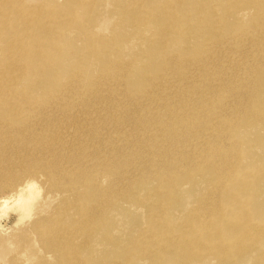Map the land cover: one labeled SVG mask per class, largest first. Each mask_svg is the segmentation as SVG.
Instances as JSON below:
<instances>
[{"label":"rangeland","instance_id":"obj_1","mask_svg":"<svg viewBox=\"0 0 264 264\" xmlns=\"http://www.w3.org/2000/svg\"><path fill=\"white\" fill-rule=\"evenodd\" d=\"M27 1L29 2L28 6L38 8L34 22H36L35 24L40 23L39 26L33 32H27L24 24L17 19L18 14H16V12H10L9 14L2 12L5 6L0 5V14L6 13L4 16L7 18L4 19L8 27L6 30H9L7 33H0V53L4 47L3 43L10 37V32L14 34V36L19 35L25 40L35 39V37L38 38L42 35H45L47 40H50V38L58 39L60 37H56V33H61L63 39L55 41V43L57 47L63 45L61 46L63 52L56 56L53 53L54 49H57V47H55L53 50H48L49 57H47L49 61H54L59 65L56 70L48 69L46 66L43 67L40 65V70L46 74L65 72L66 70L71 72L83 68L87 73V77L95 81L99 77H104L102 73L105 69L102 67V60L105 56L106 58L111 56L108 58L109 65L107 69L112 71V73L116 71L111 66L114 62L120 61L119 58L125 62H132L134 64L133 68L126 67L127 71H131L133 75L129 83L120 81L121 75L117 76L116 74H111L108 76L110 80L116 81H111V83L99 81V91H91L88 93L89 96L84 97L79 94L80 92H71L69 96H74L73 101L68 103L69 107L67 106V108H64V113H68L69 115L64 116L68 118H63L61 115H58V117H60V123L64 121V124H67L65 129H63L65 130L63 136H67V139H73L76 142L79 139L78 145H82V148L84 146L83 151H85V154L87 153L86 156L90 157L86 159L92 162V164L95 162V165H104L105 160H109L112 164L114 163L113 166H115L117 170L116 174H109L107 177L103 175L106 181L110 182L108 185L109 190L114 189L116 196H106L105 202L107 205H110L106 210L107 212L101 213L100 216L97 215V219H94L91 223L90 229L92 233H90V243H93L94 246L91 247L90 245L89 250L83 252V259L87 264H114V262H120L121 264H189L187 261L180 259L181 257L173 256L174 254L172 253H166L162 256L159 254H148L147 239L146 242H144L145 239L143 237L151 229V227H149L151 218L161 216L168 224L184 229L185 232L188 233L187 236L189 239L193 238L195 236L193 226L200 224V221L203 219H195L191 223L189 214L199 209L208 212L214 206L212 203L213 201H202L204 195L208 192L210 193L209 190L215 186L216 189L221 188L217 196L219 201H226V198L230 200V198L228 196L226 197L224 194L226 187L221 193L219 192L227 183L231 182L228 185L232 184L234 179L233 176L228 177L225 181L222 180V182L220 180L214 182L213 180L214 185L212 184L213 186L211 185L209 187V182L212 178H215L219 172L213 170V172L205 171L199 173L196 170L189 169H195L194 161L197 158L194 156H196V152L201 151L200 144H202L204 148L208 146L207 144H212L214 150L218 148L225 150V146L228 145V139L225 135V137L221 135L228 130L227 128L232 126V123L234 125V95L237 94L238 90H242L244 95L247 92H251L249 84L253 82L251 99L254 101L256 87L259 82L264 80V78L260 79L264 70L259 73V75L255 76V80L247 82L249 78L248 69L253 68L254 71H257L258 68L264 65V45H259L254 42L257 35L264 34V30H262L264 29V21L255 19L256 12L253 9L254 5L249 1L241 7L238 6V14L237 17L234 18H231L229 15L223 16V14H221L222 12H228V8L236 4V2H230L229 0H222V3H215V5L212 6L213 10L202 14V17H199L196 12H194L193 4L196 0H86L85 4L78 3L79 12H70L66 3L67 0ZM180 1L185 2V4H178ZM198 1L200 0H197L196 3H198ZM208 1L211 2L215 0ZM179 5H181L182 8L178 11L183 12L181 13L182 16L180 15V22L185 24L182 26L177 25L172 30V36L164 33L165 29L170 25L169 22H161L158 19L152 20V14L149 15L151 19L147 21L148 25L145 27L144 20L146 19L147 12L153 10V13L157 14V12L161 10H167V8H165L166 6H171L173 10L177 9ZM141 9L148 11L138 12ZM210 15H213L216 20L222 19L223 23H234V29L236 31L235 38H233V40L228 38L230 41L220 47L214 48V44L207 47V39H205L203 34L199 33L201 27L198 26L197 23L201 19H208ZM57 16H59L62 21L60 22L62 29L60 32L57 30L55 31L52 25L46 24L48 18ZM69 16H73V18L76 17V20H79H77L78 25H74L73 22L68 19ZM88 25H90L89 36L85 31V27ZM173 26L174 25H171L167 30L171 29ZM212 29L213 28L205 27L202 32L205 34L211 33ZM89 39L92 40L91 45L95 43L98 46L97 51L105 50L108 53H102L99 57L83 56L82 54L88 48L86 43L89 42ZM113 46L116 48V51H114L115 49H109ZM227 46L228 48H226ZM173 56H179L182 60H189L191 58L189 62L193 61L190 64H192L191 66L194 68V72L196 69L194 66L198 63H202L200 68L189 77L186 83L187 85L189 80L194 82L199 78L197 86L201 85L198 87H201L206 81L210 85L204 83L201 89L195 86L197 88H195L197 93L194 90L192 97L201 96L199 99L195 98V102L197 99L196 103L200 104L198 102H201V105H197L195 102L191 105V102L188 101L191 96L190 93L189 96H187L188 94L186 96L183 94L181 95L180 92L176 90L177 86L179 88V85L173 86L171 88L173 90H169L170 92L168 91L167 93H161V91L157 89L156 92L158 95L161 93V96L158 97V101H149L148 98L141 96L144 95L141 93L144 92L142 88H144L145 85L139 81L141 79L140 69L142 67L154 68V64L156 66L155 68H157L158 65L160 66V64H163V61ZM198 59H201L200 62H198ZM3 62L15 64L16 59L12 54H7L3 55L2 63ZM77 65L79 66L78 68L72 69L73 66ZM22 68L26 69L24 66ZM22 68L19 69L20 74ZM170 69L171 67L166 68L161 74L171 72L170 74H173V76L179 75L176 77L178 78L176 81L177 83H179L178 81H180L181 84L186 82L185 73H187L188 70L181 69L178 71L177 69L178 74L175 70L170 71ZM154 70L155 72L150 70V75L148 76L154 80L156 85L160 82L159 76L161 74H157L156 69ZM37 74L38 73H34V84L44 80V77L40 73ZM250 76H253V74H250ZM60 79L58 83L61 85L68 81V77L66 81L63 76H61ZM258 79L259 82L257 83L256 81ZM155 80L158 81L155 82ZM120 83H122L123 86L120 85ZM215 83L214 89L213 85ZM163 84L165 85L166 82H163ZM218 84L220 86L223 85V88H226L225 91L220 86L216 89ZM90 85L96 87L94 82ZM225 85L227 87H224ZM208 86L213 88V90ZM154 88L156 87L154 86ZM154 88L152 86L147 90L150 91ZM123 89L125 93L119 96L117 91H123ZM198 89H200V91ZM204 89L206 92H204ZM245 89L247 91L246 93ZM216 90L221 92H217ZM27 91L28 90H24V92L28 93ZM81 92L87 93L88 89H84ZM96 92H98L97 95L99 96L94 94ZM35 93L38 98L47 102L52 99L48 92L37 89ZM225 94H227V97ZM232 94L233 96H231ZM247 94L245 96H247ZM138 95L140 97H138ZM182 96L187 97L188 102H186V98ZM210 96H215L214 98L217 100L212 97V102ZM3 97L7 99L8 94ZM135 98H137V101ZM184 99L185 101L181 102ZM218 102L221 107L223 104L226 107L223 105V107L220 108ZM195 104L196 107L201 106L196 110H200L202 113H198V115L190 114L191 116H189L190 111L188 110H191L192 113ZM190 105L193 106L192 109H190ZM206 109H209V111ZM217 111L218 113H216ZM164 112H168V115L166 113L168 117L161 122V119L165 117ZM72 114L73 116L76 114V118L70 119V115ZM157 114L159 116H157ZM219 114L222 115L220 116ZM162 115L163 117H161ZM44 117L45 116H40V118ZM209 117H213L215 120L209 119ZM40 118L36 119V121ZM229 118H232L233 122ZM220 120L229 121L228 124L230 126H228L227 123L222 125ZM215 121L217 122L215 123ZM203 122L204 124L206 122H211L212 125L215 126H211L212 128L208 129L204 127ZM60 123L54 121L55 125ZM183 128L186 131L183 130ZM188 128L189 130H187ZM222 128L226 129L223 130ZM219 129H221V131ZM201 130H204L205 134L203 133L204 131L202 132ZM184 132L186 133L184 134ZM51 133L53 134V131ZM207 133L213 137H210ZM239 134L244 137V142L246 143V145L242 147L244 150H247L248 146L252 145L254 141L257 140V135L250 137L245 132ZM186 135L188 136L187 138L184 137ZM50 137L52 136L46 134L45 141H48L46 139ZM31 139L34 143L38 140L34 136ZM39 142L44 144L42 140H39ZM258 143L259 142L253 146L255 150L258 147ZM31 144L32 143H27V141L22 140L16 142V147H19V149H27ZM78 145H76L75 150L71 152V155L74 156L79 152L77 150ZM87 146L89 147L87 148ZM206 150L207 152L204 153L208 155L210 151H208V149ZM240 153L242 154L241 148L239 150V155ZM262 153L264 154L263 150ZM249 155L250 153L247 157ZM5 156L4 152L0 154L2 158ZM251 162L254 163V168H252L253 170L250 171V174H253L254 177L258 179L250 188V191L256 194L254 204L247 202L232 204L229 202L226 204V207L230 210L239 206L243 208L248 207V215L254 223L253 225H262L264 224V205L262 207L259 206L262 203L264 204V173L261 174L259 168L264 165V158L254 156L251 158ZM94 174V170H87L86 173H84L85 176L90 175V177ZM201 175H203L204 178H202ZM239 179L242 181V177H238V183L240 182ZM40 180L42 179H37L36 181L38 182ZM39 186L42 188V194L33 206L32 219L29 220V223L25 224V222H23L17 225V215H12L11 218L5 222L8 227L0 231V252L4 253L0 255V264H54L53 257L50 256L47 259L43 258V254L38 245L40 242H36L34 240V234L30 232V228L33 227V224L45 217V212L51 211L55 207L56 200L59 199L45 195L46 186L44 184H40ZM239 186H242L241 182ZM0 197H3L2 192H0ZM241 197L247 199L246 194ZM215 214L223 218H225L224 216L226 215L218 210L211 215H207L212 217V215ZM229 217H233V214ZM177 228L176 232L178 231ZM163 232L165 233L164 230ZM181 233L182 231L177 235ZM195 237V241L197 239L198 242L203 245L208 238L206 234ZM232 239L231 235H227L224 237V242H231ZM20 241H29L30 247L22 245ZM180 243H182V239ZM235 243L237 244V242ZM261 243L264 249V236L262 237ZM9 246L11 247L10 251L8 250ZM176 246H180V244L174 243L169 247V250L171 248L174 249ZM204 247L207 248L208 246ZM204 247H200L199 251L205 249ZM23 251H25V253H23ZM205 251L207 250L205 249ZM233 251L239 253L236 250ZM199 254L201 258L194 260L191 264H256L254 260L256 252H253L245 258L241 257L236 263H232L226 257L225 259L215 260L213 253ZM185 257L188 259L187 256Z\"/></svg>","mask_w":264,"mask_h":264},{"label":"bare ground","instance_id":"obj_2","mask_svg":"<svg viewBox=\"0 0 264 264\" xmlns=\"http://www.w3.org/2000/svg\"><path fill=\"white\" fill-rule=\"evenodd\" d=\"M196 1L193 4V9L194 12H196V14L199 17H202V14L213 10L212 6L215 5V3H222V0H215L211 2H209L208 0H200L198 1V3H196ZM229 1L236 2V4L233 5L232 7H229L228 12H222L221 14H223V16L229 15L231 16V18L237 17L238 14L237 8H239L238 6L241 7L245 5L247 1H249L254 5L253 9L256 12L255 19H257L258 21H264V0H229ZM79 2L81 4H85L86 0H82V1L67 0L66 3L69 8V11L79 12V8H78ZM28 3L29 2L27 0H0V5L5 6L2 12H6L7 14H9L10 12H16V14H18L17 19H19L24 24L25 28L27 29V32H33L40 24V23L35 24L36 22H34V20L36 19L35 14H37L38 8L34 6L30 7L28 6ZM180 3H182L183 5L185 4V2L183 1H180L178 4ZM165 8H167V10L165 11L161 10L160 12H157V14L153 13L154 12L153 10L147 12L146 19L145 20L142 19V20H144L145 27L148 25L147 21L151 19V16H149L151 14L153 16L152 20L158 19L161 22L163 21L169 22L170 25L167 28H170L171 25L174 26L169 30H167L166 28L164 33L169 34V36H172L173 35L172 30L177 25L182 26L185 24L180 22V15L183 12L178 11L181 10L182 7L181 5H179L177 9H173V10L171 6H166ZM143 11H148V10L141 9L138 12H143ZM6 13L0 14V33L9 32V30H6L8 27L5 24V19H4L7 18L6 16H4ZM68 19L71 22H73L74 25L76 24L78 25L77 22L78 19L76 20V17L73 18V16H69ZM47 20L48 21L46 22V24H49L50 26L52 25L55 31L56 30L59 32L62 31L60 24V22L62 21L60 20L59 16L50 17ZM197 25L201 27L199 33L203 34L205 39H207V44H206L207 47H209V45L211 46V44H214L215 46L214 48L220 47L223 44H227L230 41L229 39L233 40V38H235L236 36L234 23H229V24L223 23L222 19L216 20L213 15H210L208 19H201L197 23ZM62 26L64 27L63 23ZM205 27L213 28L211 33L205 34L204 32H202V30ZM89 29H90V25L85 27V31L88 36L90 34ZM56 37H60V38L58 39L50 38V40H47L46 36L42 35L41 37L38 38L35 37V39L25 40L19 35L14 36V34L10 32V37L5 41V43H3L4 47L2 46L3 48L0 53V154L4 152L6 156L4 158L0 157V192L3 193V197H7L9 195L15 194L21 187L26 186L27 183L35 182L38 186L40 184L42 185L44 184L46 186L45 195H47L48 197L51 196L59 199L56 200L55 207L51 211H46L45 217L35 222L33 224V227L30 228V232L34 234V240L36 242L41 243V244L39 243L38 245H39V249H41V252L43 254V258L47 259L50 256L53 257L54 264H87L86 261L83 259L82 254L83 252L89 250L90 245L91 247L94 246L93 243H90V237H91L90 233H92L90 229L91 223L94 221V219L95 220L97 219V215L100 216L101 213L107 212L106 210L110 205H107V203L105 202L106 196L108 197L116 196L114 189L109 190L108 185L110 182L106 181V178H104L103 175L107 177L109 174H116L117 170L115 169V166H113L114 163L112 164L109 160H105L104 165H100V164L95 165V162L92 164V162L86 159L89 156H86L87 153L85 154V151H83L84 146L82 148V145L81 146L78 145L79 139L76 142L73 139L71 140H69V138L67 139V136H63V132H65V130L63 129H65V126L67 124H64L65 123L64 121L60 123V119H59L60 117H58V115H61V117L63 118L64 117L68 118L64 116V115L69 116L68 113L67 114L64 113V108H67V106L69 107L68 103L73 101L74 96L71 97L69 96L71 92H80L79 94L83 95L84 97L89 96L88 95L89 92L98 90L99 81L100 82L106 81L109 83H111V81L112 82L116 81V80H110L108 76H110L111 74H116L117 76L121 75V78L119 80L125 83H129L130 80H132L133 75L131 71H127L126 67L133 68L134 64L132 62H125L119 58L120 61L114 62L113 65L111 66L116 71L112 73V71L107 69V66L109 65L108 58L111 56H108V58H106L105 56L102 60V67L105 69V71L102 73L104 77H99L95 81H93V79H91L90 77H87V73L83 68L76 69L79 67L78 65L73 66L72 69H76V70L71 72L66 70L65 72H53L51 74H46L45 72L40 70V65L43 67L46 66L48 69H55V70L59 65L54 61H49L47 58L49 57L48 50H53V48L57 47L55 41L63 39L61 33H56ZM91 41L92 40L89 39V42L86 43V46H88V48L82 54L83 56L99 57L100 54L102 53L104 54L108 53L105 50L97 51L98 46L95 43L91 45L92 43ZM254 42L259 45H264V34L257 35L255 37ZM61 46L57 47V49H54L53 53L56 56L60 55L63 52ZM226 48H228V46ZM109 49H115L114 51H116V48L114 46ZM7 54L8 55L12 54L15 57L16 59L15 64L4 63V62L2 63L3 55H7ZM173 57L167 58L165 61H163V64H160V66L158 65L157 68H155L156 66L154 64V68L142 67L140 69L141 79L139 81H141V83L145 85V87L142 88V91L144 92L141 93L144 95L141 94L140 95L148 98L149 101L151 100L158 101V97L161 96V93H167L169 90H173L171 89L173 86L179 85V88L177 86L176 90L180 92L181 95L183 94L185 96L187 94H188L187 96H189L190 93L191 96L188 101H190L192 105L193 102H195V98L199 99V97H201V96L195 97L194 95H193L194 98L192 97V93L194 94L193 91L195 90L196 92L197 88L195 86H197L199 82L198 80L199 78L194 82H192V80H189L187 85L186 83L189 77L192 74H194L198 68H200L202 63H198L196 66H194L196 67L194 72V68L191 66L192 64H190L193 61L191 60L192 62H189L191 58L189 60L188 59L182 60V58L179 56H173ZM198 60H199L198 62H200L201 59ZM21 66L26 67V69L22 68ZM168 67L169 68L171 67L170 71L175 70V72L177 73L181 69L188 70L187 73L184 72L186 74V82L181 84L180 81H178L179 83H177L176 81L178 78L176 77H178L179 75L173 76V74H170L171 72L170 73L166 72L161 74ZM20 68H22L21 74L19 71ZM154 69H156L157 74H161L159 76L160 82L157 83L156 85L154 83V80L150 76H148L150 75L149 74L150 70H153L155 72ZM263 70H264V65L258 68L257 71H254L253 68L248 69L249 78L247 82H249L250 80H255L256 79L255 76L259 75V73L263 72ZM34 73H38V74L40 73L44 77V80H41L40 82L34 84L33 82ZM250 74H253V76H250ZM61 76L65 78V81L67 80L68 77V81L63 85L58 83V81L61 80L60 79ZM263 78H264V72L262 73L260 79ZM157 81L155 80V82ZM93 82L96 87L90 85ZM163 82H166V84L164 85ZM256 82L258 83L259 79ZM204 83L208 84L207 81ZM204 83L202 84V86L204 85ZM120 85H122V83H120ZM215 85L216 83L213 85L214 89H215L214 87ZM249 85H250L249 87H251L250 89L251 92H247L245 89V93L246 92L248 93V94L246 93L247 96H245L246 94L244 95L242 90L240 89L238 90L237 94L234 95L235 97L234 125L232 123L233 119L229 118L230 120H232L231 122L232 126L227 128L228 130L225 131V133L223 131L224 134L221 135L222 137L225 135L228 139V145L225 146V150L219 148L214 150L212 144H207L208 146L207 147L205 146L204 148L202 144H200L201 151L196 152V156H194L195 158H197L194 161L195 169L192 168L189 169V170H196L199 173H203L205 171L213 172V170L219 172V174L216 175L215 178H212V180L209 182V187L212 184L214 185V182L216 180H220L222 182V180L225 181L228 177L231 176L234 177L232 184L228 185L231 182L227 183L219 192L221 193L223 189L226 187L224 190V194L226 195V197L228 196L230 200L226 198L227 202L223 200L219 201L217 199V196H218V191L221 188L216 189L214 186L212 189L209 190L210 193L209 192L206 193L202 198L203 202L213 201L212 203L214 206L211 208V210L206 212L199 209L193 212L192 214H189L191 223L195 219H199V218L203 219L200 221V224L193 226V230H194V235L197 237L202 234H206L208 237L206 242H204V245L200 244L197 239L195 241L196 238L195 236L189 239L187 236L188 233H186L184 229H182L181 227L180 228L174 227L168 224L163 217L156 216L151 218V223L149 225L151 229L143 237L145 239L144 242H146L147 239L148 254L150 255L159 254L162 256L166 253H172L174 254L173 256L181 257L180 259L185 260L189 264H191L194 260L201 258L199 253H203V254L213 253L215 260L225 259L226 257L232 263H236L238 262L239 259H241V257L245 258L246 256L251 255L253 252H256L254 256V260L256 264H264V249L261 243L262 237L264 236V224L253 225L254 223L251 221V218H249L248 215V211H249L248 207L243 208L239 206L231 210L228 207H226V204H228L229 202L232 204L238 202H247L250 204H254V201L256 199V194L255 192L250 191V188L255 181H258V179L255 178L253 174H250V171H252L253 170L252 168H254V163L251 162V158H253L254 156L259 158H264V154L262 153V150L264 151V80L259 82L256 87L254 94V101H252L251 99L253 82L250 83ZM152 86L153 88L154 86L156 88L151 89L150 91L147 90L150 89ZM218 86L220 85L218 84L216 89L218 88ZM201 87L198 88L201 89ZM220 87L223 88V85ZM224 87L227 86L225 85ZM209 88L213 90V88L211 87ZM37 89L50 93L52 99L49 102H47L43 99L38 98L35 93ZM84 89H88V92L82 93L81 91H83ZM124 89L123 91L116 90L117 94H119V96L124 94L125 93ZM157 89L161 91L159 95L156 92ZM200 89L198 90L200 91ZM24 90H28L27 91L28 93L24 92ZM204 92H206L205 89ZM6 94H8L7 99L3 97ZM94 94L97 95L98 92ZM117 94L115 93L116 96ZM233 94L231 96H233ZM81 95L80 97L82 98ZM226 95L227 94H225V96ZM138 97L140 96L138 95ZM212 97H211V101H212ZM185 98H186V102H188L187 97ZM135 99L137 101V98ZM224 100L226 101L225 98ZM184 101L185 99L181 102ZM198 103L200 104L197 103L196 104L201 105V102ZM196 104L192 113L191 110H188L190 111L189 116L194 114L198 115V113L199 114L202 113V111L199 110L200 111L199 112L198 110H196L197 108L201 107V106L196 107ZM218 104L220 106L219 102ZM212 106L214 107L213 103ZM192 107L193 106H191L190 109H192ZM222 107L220 106V108ZM206 110L209 111V109ZM166 113L168 115V112ZM166 113L164 112L165 117L161 119L162 120L161 122L167 119L166 117L168 116L166 115ZM216 113H218V111ZM40 116L41 117L45 116V117L40 118ZM157 116L159 115L157 114ZM70 117H71L70 119L76 118V114L74 116L72 114L70 115ZM161 117H163V115ZM210 117L209 119L212 120L214 119L213 117L212 118ZM38 118L40 119L36 121V119ZM53 120L55 122H59L60 124L55 125ZM216 122L217 121H215V123ZM228 122L222 120L220 123H222L223 125L226 123L228 124ZM211 126H215V125H212L211 122H206L204 124V127H207L208 129H211L212 128ZM228 126L230 125L228 124ZM189 128L187 130H189ZM183 130L185 129L183 128ZM219 130L221 131V129ZM219 130L218 132L220 133ZM52 131L53 134L51 133ZM241 132L247 133V135L250 137L251 136L254 137V135H257V140L254 141L252 145H249L247 150H244L242 148L243 146L246 145V143L244 142V137H242L239 134ZM185 133L186 132H184V134ZM203 133L205 134V131ZM46 134L52 136L49 139H46L48 141H45ZM207 135H209V133H207ZM33 136L38 139L35 143L31 139ZM184 137L187 138L188 136L186 135ZM22 140L27 141V143L28 142L32 143L31 146L28 147L27 149L24 148L19 149V147H16V142ZM39 140L44 141V144H41ZM257 142L259 143L257 149L255 150L253 146H255ZM76 145H78L77 150L79 151L78 153L80 154L76 153L73 156L71 155L72 154L71 152L75 150ZM88 147L89 146H87V148ZM240 148L242 149V154L240 153L239 155ZM206 149L210 151L209 154L207 153L208 155H205L204 153L207 152ZM249 153L250 155L247 157ZM87 170H92V171L94 170L95 174L91 177L90 175L85 176L84 173H86ZM259 170L260 173L263 174L264 165L261 166ZM101 173H105V174H101ZM201 177L204 178L203 175H201ZM238 177H242V181L239 179L240 182L242 183V186H239L240 182L238 183ZM37 179H42V180L37 182L36 181ZM39 188L42 190L40 186ZM245 194L247 195V199L241 197ZM263 205L264 204L262 203L259 207H262ZM216 210L222 212L223 214H226L225 216L223 215L225 218L217 214L212 215V217H209V215H211L213 212L215 213ZM231 214H233V217H229ZM28 223L29 220L25 221V224ZM176 228L178 229L177 232H176ZM163 230L165 231V233L163 232ZM181 231L182 233L177 235ZM227 235H231L233 239L231 242L228 241V243H225L224 237ZM181 239H182V243H180ZM235 242H237V244ZM20 243L22 245L30 247L29 241H24V242L20 241ZM174 243H179L180 246H176L174 249L171 248L169 250V247ZM204 246H208V247L205 248ZM200 247H204L207 251H205V249L199 251ZM8 250L9 251L11 250L10 246ZM233 250H236L239 253H236ZM23 253H25V251H23ZM2 254L4 253L0 252V255ZM185 256H187L188 259ZM145 262L147 263L146 260ZM114 264H121V263L114 262Z\"/></svg>","mask_w":264,"mask_h":264},{"label":"clouds","instance_id":"obj_3","mask_svg":"<svg viewBox=\"0 0 264 264\" xmlns=\"http://www.w3.org/2000/svg\"><path fill=\"white\" fill-rule=\"evenodd\" d=\"M41 194L42 190L39 186L35 182H30L15 194L0 197V231L8 227L5 222L12 215H17V225L32 219L33 206Z\"/></svg>","mask_w":264,"mask_h":264}]
</instances>
